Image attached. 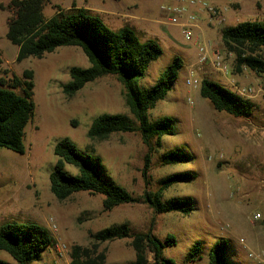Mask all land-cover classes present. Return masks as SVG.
Here are the masks:
<instances>
[{
    "label": "rangeland",
    "instance_id": "obj_1",
    "mask_svg": "<svg viewBox=\"0 0 264 264\" xmlns=\"http://www.w3.org/2000/svg\"><path fill=\"white\" fill-rule=\"evenodd\" d=\"M10 1L0 0V76L11 80L14 75L22 77L27 69L33 70L35 111L25 128V153L0 148V227L17 221L36 222L50 229L47 219L53 216L58 229L51 233L69 250L61 253L55 245L49 246L41 259L32 264L64 263L71 260L75 245H92V233L128 220L131 234H135L147 230L154 217L145 203H127L105 210L103 195L88 191L58 200L50 188V175L58 161L55 145L65 137L82 153L99 156L111 177L134 195L142 194L146 187L157 190L159 180L166 175L184 171L196 174L194 179L166 189L163 197H192L194 210L189 215L179 212L155 215L154 233L162 240L169 234L177 240L164 250V255L175 264H208L210 249L221 239L228 240V264H262L250 252L264 251V77L249 69L236 73L234 56L227 58L231 68L227 75L214 69L206 74L196 72L199 78L208 77L233 90L253 88L254 95L250 97L256 103L253 115L233 117L215 110L201 96L200 85L189 87L186 83L189 65L197 59L198 39L188 41L179 27L165 23L160 6L189 0H49L44 9L47 18L58 8L85 7L99 14L114 30L130 25L141 40H157L163 53L139 80L141 87L153 86L174 56L184 59L185 65L171 90L148 112L150 120L173 117L176 134L163 136L162 146L148 171L147 185L143 176L147 147L140 134L116 133L108 140L94 142V152L87 149L90 143L87 132L96 117L120 113L133 117L124 103L121 83L113 76H105L87 83L75 96L67 97L62 86L71 80L70 69L90 65L77 46H61L42 57L18 61L19 48L7 37L9 12L1 8L2 3ZM204 1L222 10L224 22L214 21L219 29L264 19V0ZM192 9L199 13L201 21L208 18L201 5ZM213 41L221 45L218 36ZM176 148L192 154L193 159L161 165L160 155ZM65 168L71 175L79 174L71 164ZM131 241L132 237L106 241L100 244L99 251L106 249L107 262L130 264L136 257ZM198 242L202 246L201 257L187 263L188 252ZM0 259L17 264L1 249ZM149 260L153 262L152 253Z\"/></svg>",
    "mask_w": 264,
    "mask_h": 264
},
{
    "label": "trees",
    "instance_id": "obj_2",
    "mask_svg": "<svg viewBox=\"0 0 264 264\" xmlns=\"http://www.w3.org/2000/svg\"><path fill=\"white\" fill-rule=\"evenodd\" d=\"M48 1L11 0L1 4V8L9 12L7 37L19 48L17 60L42 57L61 46L80 47L90 65L70 69L71 80L62 86L64 94L70 98L89 82L105 76L115 77L123 87L122 97L133 117L121 113L96 117L87 132L90 140L87 149L94 152V142L108 140L116 133L140 134L147 147L143 176L149 185L148 171L153 157L162 146L163 136L176 134V126L173 117L150 120L148 112L171 90L185 65L184 59L174 56L153 86L141 87L139 80L163 53L157 40H141L130 25L114 30L99 14L85 7L58 8L52 17L47 18L44 9ZM220 35L224 50L234 56L236 73L249 69L264 77V19L224 26ZM34 87V71L30 69L25 70L22 77L14 75L11 80L0 76V148L25 153V128L35 111ZM200 94L215 110L236 118H250L256 108L252 98L208 77L201 81ZM54 153L58 161L50 175V188L58 200L69 199L79 191H88L103 195L105 210L127 203H145L154 213L145 231L131 234L130 222L126 220L92 233L91 246L75 245L72 248L73 264H115L107 262L106 249L99 251L100 244L128 237H132L131 246L136 253L130 264H175L173 259L164 255V250L175 245L177 240L172 234L162 240L154 233L155 215L167 212L189 215L194 210L192 197L163 198L165 190L172 185L194 179V172L166 175L159 180L157 190L146 187L142 194L134 195L111 177L99 156L82 153L71 139L65 137L58 141ZM192 159V154L176 148L160 155L159 162L166 166ZM66 164L75 166L79 174H69ZM55 242L51 230L44 224L9 221L0 227V249L7 251L17 264H32L40 260L43 251L54 246ZM228 246L227 239L218 240L210 249L208 264H228ZM149 253L153 254V262L149 260ZM201 254L202 246L198 242L188 252L187 263L201 257ZM0 264L12 263L0 259Z\"/></svg>",
    "mask_w": 264,
    "mask_h": 264
},
{
    "label": "built area",
    "instance_id": "obj_3",
    "mask_svg": "<svg viewBox=\"0 0 264 264\" xmlns=\"http://www.w3.org/2000/svg\"><path fill=\"white\" fill-rule=\"evenodd\" d=\"M196 5H201V7L206 10L209 17L215 22L218 21V24L224 22L222 10H219L214 5L208 4L204 0H189L187 3H181L179 1L170 4L163 3L160 6V9L166 17V20H164L165 23L179 27L183 37L188 41H191L194 37L198 39L197 59L189 65V76L186 78V83L189 87L201 86V81L204 77L199 78L196 76V72L206 74L209 69H214L227 75L231 69L227 62V58L233 56L231 53H227L224 50L222 44L216 45L213 39L206 35L199 13L192 9V7ZM236 91L247 97H252L254 95L252 87H237ZM190 102L192 103V100ZM255 217L257 218V216ZM47 224L50 230L53 232L57 231L58 227L55 217H49L47 219ZM55 240V246L59 252L65 253L69 251L65 243H60L57 238ZM250 256L258 260L259 263L264 264V251H252L250 252ZM61 264L73 263L72 260H69Z\"/></svg>",
    "mask_w": 264,
    "mask_h": 264
},
{
    "label": "crops",
    "instance_id": "obj_4",
    "mask_svg": "<svg viewBox=\"0 0 264 264\" xmlns=\"http://www.w3.org/2000/svg\"><path fill=\"white\" fill-rule=\"evenodd\" d=\"M201 22H202V25L204 26L206 33H208V36L211 37L212 39H214L218 36L220 39L219 44H222L220 29L216 28V26H214V20H211V18L208 15V18L205 17L204 20ZM218 29H219V32H218Z\"/></svg>",
    "mask_w": 264,
    "mask_h": 264
}]
</instances>
